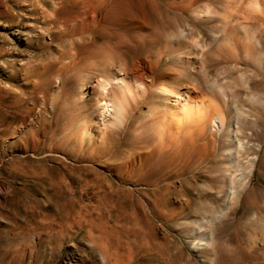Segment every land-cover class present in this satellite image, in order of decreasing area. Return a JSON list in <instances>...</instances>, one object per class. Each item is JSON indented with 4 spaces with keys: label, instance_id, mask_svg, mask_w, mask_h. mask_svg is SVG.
Wrapping results in <instances>:
<instances>
[{
    "label": "rangeland",
    "instance_id": "rangeland-1",
    "mask_svg": "<svg viewBox=\"0 0 264 264\" xmlns=\"http://www.w3.org/2000/svg\"><path fill=\"white\" fill-rule=\"evenodd\" d=\"M114 2L0 0V264H264V69L253 55L264 52V5L257 15L249 0ZM187 43L197 48L172 54ZM127 67L165 93H139L103 143L85 127L87 101ZM186 96L230 106L235 142L211 126L161 145L146 122L154 101ZM127 155L161 192L117 165ZM97 173L113 186L99 190ZM104 190L116 202L94 209ZM252 192L259 204L240 218Z\"/></svg>",
    "mask_w": 264,
    "mask_h": 264
},
{
    "label": "bare ground",
    "instance_id": "bare-ground-1",
    "mask_svg": "<svg viewBox=\"0 0 264 264\" xmlns=\"http://www.w3.org/2000/svg\"><path fill=\"white\" fill-rule=\"evenodd\" d=\"M225 2H226V0H225ZM262 5H264V0H249V2H248V10L250 12H252V13H257V15H259V14L262 15L263 14V13H261V9L263 8ZM128 6H130L129 0H115V2L113 3V9L114 10L115 9H120V8H126ZM195 9H196V7H195ZM245 9H246V7H245ZM151 10H152V13H154V15L156 13L161 15L160 16V22H161L163 20L162 19V15L164 14L163 9L159 10V8L156 5L151 4ZM190 10H191V8H190L189 5L182 6V8H181V12L183 14H188L189 13V15H191ZM196 11L194 12V9H193V12L195 14H197ZM210 11L211 10H209V12ZM198 12H199V10H198ZM200 12H202V11H200ZM208 13L205 12V14H208ZM237 16H239V15H237ZM204 17H206V18L208 17L209 18V16H206V15L203 16L201 14L200 18H202L204 20ZM235 22H238V21H235ZM162 24H163V22H162ZM231 25H233V24H231ZM222 32H225V31H222ZM215 36H217V35H215ZM180 37H181V34H180ZM260 39H261V37H260ZM261 41L263 42V39ZM191 43H187V45L185 44V46L183 48H181V49L178 48V49L172 50L171 51L172 54H176V56H178V58H179V57H181V54H179L180 52H183V51L188 50V49L190 50V49H193V48H197V46H195L194 44H191ZM177 44H178V41H177ZM245 44L247 45L248 43H245ZM263 44H264V42H263ZM254 46H251V47H254ZM259 46H261V45H259ZM180 47H181V45H180ZM249 49H250V46H249ZM249 49H248V47L243 45V50H244V53H245L246 56H247V54L251 55V54H249ZM196 51H198V50H196ZM201 52H202V49H201ZM253 55H254V59H255V63H256L255 65L257 66L256 68L258 70L264 69V52H262L261 50H255V51H253ZM247 59H249V57ZM138 69H140V68H132V67L128 68L127 67V68L124 69L123 72L114 73L112 75L113 77H109V78L105 79L106 88H104V90H94V92L89 95L90 97H89V100L87 101V106H88V111H89L90 118H89V120H88V122H87L85 127L96 129V132H97L96 135L99 138V141L103 142L104 140L108 139L107 131H108L109 128H111L113 126L121 125V124L124 123V120L125 121L128 120V119H125L127 117L126 115L130 114V112L132 110V107H133V103L134 102L136 103L138 101V100L135 101L138 98V94L139 93H145V92L147 93L149 88L146 86V84H144V82H142L141 74H140ZM81 84H83V83H81ZM150 89L149 90L151 91V93H153V92H164V91H160L161 89L160 88L157 89L155 86H152V88H150ZM192 91L195 92V89L192 88ZM202 96H204V95H202ZM170 99L168 101L170 106L169 107H164V108H161V109L158 108V107H160L159 102L153 100L154 101V109H152L150 111L149 116L147 118L148 120L146 121V122L149 121L153 125V133L157 137V139L161 143V145L164 144V141L165 142L167 141L168 144H171V143L175 142L174 138L178 134H180V135L183 134L182 136L186 137V135L188 133H190V134H194V138H198V139L204 138L206 136V134H207L208 129L211 126H212L211 128L217 130L219 133L224 134L225 137L227 138V140L229 141V143H234L235 140L237 139L235 137V135H234V132H235V129L237 128V124H239L238 120H237L238 118H237V115L235 114V112L233 110H230V108H229L230 106L228 107L227 110L222 112L224 110V109L223 110L221 109L222 105L219 102L215 101V99L214 100H207V97L204 99V98H201V97H199V98H197V97L190 98V97H187V96L186 97H177L176 99L174 98V100H170ZM220 101H221V103L223 105L227 104V98L225 96H221L220 97ZM140 102H142V100ZM179 109H180V111L177 112V110H179ZM190 134H189V139L192 137ZM180 135H179V137H181ZM183 143L185 144L186 142H183ZM232 146H234V145H232ZM165 149H169L168 145H166L164 147V150ZM168 151H170V149ZM129 157H130V155H127V157L123 158L121 161H119L117 163V165L120 168L128 169V171L130 173L132 172L133 175L138 176L137 179H142V180L146 181L149 185H154L155 188H153V193L155 195H157L158 192H161V189H162L163 186L160 187L158 185V180H159L158 178H160V177L158 176V178L153 179V177H155V175L153 174L154 173L153 170H149L148 174L146 173V174L142 175V172H140V171L144 167H142L141 165H139V166H136L134 164L131 165L132 160L130 159L131 157L130 158ZM140 163H142V162L140 161ZM148 167H149V165H148ZM150 167H151V165H150ZM160 176H162V175H160ZM97 177H98L97 180H99L100 183L95 184V186L99 190L103 189L102 184H104L107 187H112L113 186V184L109 181V179H108L109 177L107 175L101 174V173H97L96 178ZM164 186H166L165 190H167L169 192L170 185L166 183ZM103 192H105V190L102 191V194L100 195V198L98 200V204H95L93 206L94 209L101 208V207H108L109 205L111 207L112 203L116 202L115 199H112V197L108 196L107 193H103ZM249 197L250 198H248V202H247V205H246V211L244 212L245 215L243 214V216L240 217V218H248V215H246V214L251 211V207L253 206V209H254L255 205L259 204L256 201L257 197H258V195L256 193L252 192V195L249 196ZM252 202H255V205H251L250 203H252ZM153 203L155 204V206H157L159 204L158 203V199L157 200H153ZM70 204L72 205V203H70ZM113 208H115V207L113 206ZM105 210H107V209H105ZM207 210L211 214H213V217L216 216L217 212H216L214 207L211 208V209H207ZM67 216L69 217V215H67ZM251 216H254V213L251 214ZM62 221H63V219H62ZM81 221H83V223L79 224V222H81ZM77 222H78L77 226L79 228L87 227V229H88L92 225L91 220L86 219V218H84L82 216H81V218L79 216V221H77ZM72 225H75V224L71 223V226ZM202 226H201V229H200L202 235L201 236H196L195 238L201 237V239L203 240V242L201 243L202 248H203L204 245L206 246L209 243L208 239H210V238H209V233H208L209 230L207 229V227H202ZM196 229H197V227H196ZM200 248H201V246H200Z\"/></svg>",
    "mask_w": 264,
    "mask_h": 264
}]
</instances>
